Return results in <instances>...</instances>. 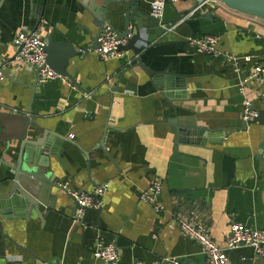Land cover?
Returning a JSON list of instances; mask_svg holds the SVG:
<instances>
[{"label":"crops","instance_id":"0c3cea01","mask_svg":"<svg viewBox=\"0 0 264 264\" xmlns=\"http://www.w3.org/2000/svg\"><path fill=\"white\" fill-rule=\"evenodd\" d=\"M151 1L142 7L149 15ZM192 3L166 0L159 20L143 17L146 45L136 43L138 54L126 49L121 58L104 60L94 51L80 53L69 60L68 78L39 83L36 70L22 61L0 63L8 74L0 84V180L11 176L18 137L39 127L55 138L51 172L61 186L52 190L47 207L40 205L41 217L32 210L26 219L5 218L0 211V264H108L93 255L98 242L116 245L114 264H169L167 258L205 264L199 244L182 234L174 213L195 212L220 245L233 220L264 227V154L261 169L255 158L264 126L238 128L246 99L256 110L264 108V76L247 82L243 95L238 90L253 66L264 64V18L220 0L194 11ZM207 6L210 18L203 19ZM92 20L81 0H0V56L13 57V39L22 29H37L45 41L51 35L52 42H70L76 50L92 46L99 31ZM112 27L118 33L126 28L122 19ZM193 35L215 36L223 52L251 59L235 71L223 57L196 52L188 42ZM139 59L184 76L187 100H168L137 65ZM173 106L182 108L175 113ZM184 116L227 128L226 136L205 145L177 138ZM156 180L162 185L159 212L139 200ZM102 183L103 205L87 210L83 224L74 223L68 190L88 192ZM227 257L228 264H264L248 246Z\"/></svg>","mask_w":264,"mask_h":264},{"label":"water","instance_id":"95a60500","mask_svg":"<svg viewBox=\"0 0 264 264\" xmlns=\"http://www.w3.org/2000/svg\"><path fill=\"white\" fill-rule=\"evenodd\" d=\"M147 0H81L90 10L95 20L92 23L99 28L98 33L92 38V48L98 47V36L104 24L110 25L117 20H123L125 30L120 35L126 33L130 25L134 29L133 36L128 40L122 49H130L136 54L140 52L141 46H136L137 42H144L140 35L141 21L143 17H149L147 11L142 8ZM193 2L190 10L194 11L210 0H190ZM232 9L264 18V0H220ZM171 2V0H167ZM212 7L207 6L203 19H209V12ZM152 17V16H151ZM179 17V16H178ZM39 22V19L36 21ZM46 60L49 66L63 77H70L66 68L69 60L80 54L70 42H52L51 35L48 36L46 45ZM15 55V54H14ZM13 55V57H14ZM12 58L3 60L0 56V63L6 64ZM137 65L153 79L155 86L162 90L164 96L170 101H186V91L182 83V75L168 72L167 69L156 70L147 66L140 59ZM6 75L5 70H3ZM176 113L177 107L173 106ZM185 108V107H183ZM257 123L264 126V108L258 111L257 117L249 121H242L240 129H246L248 124ZM177 138H184L190 142L203 144H215L219 142L217 137L226 136L227 128L212 129L206 125L199 124L194 116H184L178 119L176 125ZM30 135L23 132L19 137L20 149L15 164L10 165L11 176L0 180V211L5 218L23 217L28 218L33 210L41 217L40 205H48L53 189H61L56 182V176L51 172L50 158L58 153L55 138L49 130L34 128ZM262 140L259 144L255 158L259 168H262V158L264 154V132L261 133ZM215 137V138H214ZM59 140H64L59 138ZM217 139V140H216ZM102 146V145H100ZM49 172H51L49 174Z\"/></svg>","mask_w":264,"mask_h":264},{"label":"built area","instance_id":"2783aa9c","mask_svg":"<svg viewBox=\"0 0 264 264\" xmlns=\"http://www.w3.org/2000/svg\"><path fill=\"white\" fill-rule=\"evenodd\" d=\"M166 0H152L150 15L155 19H160ZM175 1V0H171ZM183 21V20H182ZM134 29L130 25L124 35H120L108 24H104L99 36L98 47L91 46L81 48L80 53L94 51L100 58L118 59L121 58L125 51L122 46L126 45L128 40L133 36ZM188 42L196 52L212 56L223 57L227 62L232 64L235 71L239 70L241 61H250L249 55H236L230 52H223L218 48V39L212 35L191 36ZM13 44L16 52L13 61H22L27 66L36 70V80L39 83L63 77L54 71L46 60L45 45L46 41L37 29L19 30ZM143 45L146 43L143 42ZM264 76V64H255L251 72L238 83V90L243 95L245 86L249 81H258ZM6 75L0 68V84L4 81ZM259 97L264 100V88L259 89ZM258 110L252 107L251 102L246 99L242 106V120L249 121L257 117ZM65 188V185L63 186ZM107 188L106 183L95 185L91 191L68 190L69 196L75 204V214L73 222L83 224V218L87 210H98L103 205V196ZM162 185L159 180L153 181L139 195V200L152 206L155 212L162 210L163 206L159 201ZM174 220L183 235L196 241L203 254L206 257L205 264H228L227 252L239 247L248 246L254 251L256 257L264 258V227L251 228L242 222L233 220L230 223V234L225 245L217 244L209 235L206 225L201 222L195 212L188 215L174 213ZM93 255L108 264H114L119 260L117 247L112 242L96 243ZM169 264H184L175 258H167ZM132 264H144L141 260H134Z\"/></svg>","mask_w":264,"mask_h":264}]
</instances>
